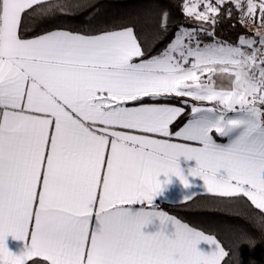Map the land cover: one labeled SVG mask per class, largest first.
<instances>
[{
    "label": "snow or ice",
    "instance_id": "snow-or-ice-1",
    "mask_svg": "<svg viewBox=\"0 0 264 264\" xmlns=\"http://www.w3.org/2000/svg\"><path fill=\"white\" fill-rule=\"evenodd\" d=\"M179 7L184 23L152 55L167 9L93 28L92 0H0V264H231L217 236L153 204L161 175L189 186L180 157L212 197L246 198L264 232V0ZM89 8L86 30L37 31ZM233 15L235 43L215 31ZM9 235L28 241L19 254Z\"/></svg>",
    "mask_w": 264,
    "mask_h": 264
},
{
    "label": "trees",
    "instance_id": "trees-1",
    "mask_svg": "<svg viewBox=\"0 0 264 264\" xmlns=\"http://www.w3.org/2000/svg\"><path fill=\"white\" fill-rule=\"evenodd\" d=\"M92 2L94 8L98 10L91 20L93 28L117 23L144 10L158 13L160 9H167L171 13L170 29L158 43L153 45L152 55L160 52L173 39L177 26L185 21L179 7L180 0H92ZM92 11L93 9L89 8L79 12L75 17L57 16L54 20H46L40 24L37 31L63 25L86 30L88 24L85 18ZM154 28V24L144 28L148 43L153 42ZM215 31L218 38L235 43L237 36L244 33L245 28L241 27L237 17L233 15L231 19L222 18ZM185 118L186 116L178 118L172 127ZM206 205L212 207H205ZM160 207L187 224L217 236L225 248L232 252L231 264H264V232L258 230L253 219L254 209L246 198L227 199L215 198L210 194H198L192 201L160 204ZM242 232L247 233L248 236L238 245Z\"/></svg>",
    "mask_w": 264,
    "mask_h": 264
},
{
    "label": "crops",
    "instance_id": "crops-1",
    "mask_svg": "<svg viewBox=\"0 0 264 264\" xmlns=\"http://www.w3.org/2000/svg\"><path fill=\"white\" fill-rule=\"evenodd\" d=\"M194 23V22H193ZM172 103L179 106L178 101H172ZM205 106H211L207 102H203ZM190 111V109H188ZM187 116L185 120L177 124L176 126L172 127L170 125V130L176 131L179 130L180 127L183 126L184 123H186ZM224 142V141H221ZM179 165L181 169L184 171L185 176L188 178L189 186L186 188L179 180V178L175 176H171L169 178H165L163 175H161L160 179L164 181L165 179L169 180L170 182L164 184L162 186L161 194L157 195L153 201L154 206H156L158 209L168 213L169 215H172L176 217L175 215L169 213L168 211L164 210L160 207V204H177L185 202L183 199L189 195L190 193H195V195L198 194H208L206 190H203V180L198 176H191L189 175V169L196 167V162L194 160L187 161L183 157L179 158ZM194 195V196H195ZM139 205L133 206V210H138ZM179 219L178 217H176ZM181 220V219H180ZM182 221V220H181ZM183 223H186L182 221ZM191 226V225H189ZM160 224L158 220H153L151 223L144 226L142 231H144L146 234H152L156 231L160 230ZM193 227V226H192ZM199 230V229H198ZM174 232V229L169 225L165 229V234L171 235ZM208 234V233H206ZM5 243L10 251H12L14 254H19L25 247V244L28 243V241H20L14 239L11 235H9ZM198 250L209 253L214 250V246L207 244L206 242L201 241L197 244Z\"/></svg>",
    "mask_w": 264,
    "mask_h": 264
},
{
    "label": "clouds",
    "instance_id": "clouds-1",
    "mask_svg": "<svg viewBox=\"0 0 264 264\" xmlns=\"http://www.w3.org/2000/svg\"><path fill=\"white\" fill-rule=\"evenodd\" d=\"M252 246H254V244Z\"/></svg>",
    "mask_w": 264,
    "mask_h": 264
}]
</instances>
